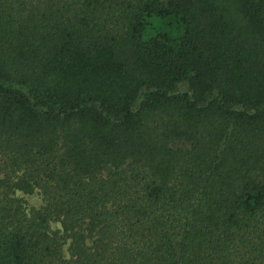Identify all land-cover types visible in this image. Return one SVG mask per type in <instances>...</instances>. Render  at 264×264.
<instances>
[{
    "label": "trees",
    "instance_id": "1",
    "mask_svg": "<svg viewBox=\"0 0 264 264\" xmlns=\"http://www.w3.org/2000/svg\"><path fill=\"white\" fill-rule=\"evenodd\" d=\"M0 264H264V0H0Z\"/></svg>",
    "mask_w": 264,
    "mask_h": 264
},
{
    "label": "rangeland",
    "instance_id": "2",
    "mask_svg": "<svg viewBox=\"0 0 264 264\" xmlns=\"http://www.w3.org/2000/svg\"><path fill=\"white\" fill-rule=\"evenodd\" d=\"M180 89L182 90V88ZM17 197L21 198L22 200H25L29 207L39 208L42 204L41 197L37 194L25 195L23 193H18ZM51 228L54 230L57 229L58 226L52 225Z\"/></svg>",
    "mask_w": 264,
    "mask_h": 264
}]
</instances>
